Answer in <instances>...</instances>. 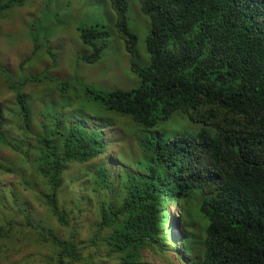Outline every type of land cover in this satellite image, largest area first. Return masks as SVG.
<instances>
[{
  "label": "trees",
  "instance_id": "obj_1",
  "mask_svg": "<svg viewBox=\"0 0 264 264\" xmlns=\"http://www.w3.org/2000/svg\"><path fill=\"white\" fill-rule=\"evenodd\" d=\"M23 1L0 0V17ZM130 1H102L117 55L111 31L95 25L77 28L86 51L70 56L65 78L52 67L0 66L10 92L0 100V147L13 154L0 158V173L16 177L0 187V257L29 247L16 264H174L177 201L200 264H264V0H133L147 19L141 35L128 24ZM46 40L35 39L24 62L34 55L56 67ZM122 54L121 71L137 84L84 83L85 71L111 76ZM113 116L132 121L137 150L117 168L98 125Z\"/></svg>",
  "mask_w": 264,
  "mask_h": 264
},
{
  "label": "rangeland",
  "instance_id": "obj_2",
  "mask_svg": "<svg viewBox=\"0 0 264 264\" xmlns=\"http://www.w3.org/2000/svg\"><path fill=\"white\" fill-rule=\"evenodd\" d=\"M51 1L53 5L49 8V3ZM102 1L103 0H24L22 4L13 6L14 9L12 8L13 10L8 12L9 14L6 17H0V66H5L12 72H16L20 66L22 70L24 69L31 73H38L43 67H52V74H65L61 77H67V74L72 70L70 68L72 63L70 58H72L77 52L83 53L86 51L78 40L77 28H86L95 25L104 27L111 31L109 43L113 44L118 40L114 34L115 17L110 9H107V7L102 5ZM131 9V15L128 13L129 27H132L131 29L136 35H141L144 30L142 24L145 23V19L140 15L137 6L134 7L132 5ZM48 21L50 23H48ZM45 31H47V40L42 35ZM35 39L41 44V46L43 41L46 40V45L53 49L57 54L59 62L56 63V67L53 66V62L49 59L46 60V58L43 59L41 64L34 63V55L32 56V59L24 62V60L31 54L33 48L32 44L34 45L33 41ZM109 51L115 55L118 54L117 47L114 44ZM118 59L119 63L121 62V65L112 69L110 72V75L112 73L111 76L100 73L97 78L98 83L109 88H117L132 84L131 81L128 83L125 79V77L127 78L125 71H121L122 69L125 70V68L128 69L126 64L128 59H126V56L123 54L120 55ZM22 62H24L23 65H19ZM83 74L84 76L82 78L86 81L84 83L97 89L95 85L87 83V81L95 80L92 77V74L90 72L86 73V71ZM56 93H59V91L56 90L55 94ZM9 96L10 92H8L3 81H0V100ZM93 116L94 114H91V117ZM110 119H112V124L108 127L105 128L100 123L98 125L110 135L112 143L109 150L110 152H114V155L112 153L110 154V158L115 167L116 165L118 167L122 165L119 163V158L129 161L137 154L136 147L131 141L133 136L130 133V129L132 128L133 123L127 117L113 116ZM86 122L90 126L97 125L93 121L87 120ZM186 125L187 124H185V126ZM12 155L13 154L9 150L0 147V158L13 161ZM85 167L90 169L92 168V164L85 165ZM14 181H16L14 173H0V187H6ZM23 193L26 194L24 197L26 198V205L29 207L27 211L30 212L34 221L39 220L38 213H42L43 210L35 201L33 202L31 197L32 193L26 190ZM30 207L32 209H30ZM177 208L181 209V204L178 207L176 205H170L169 207V209H172L171 211L174 212L177 211ZM91 210L92 207L90 212H92ZM174 217H177L178 220L176 219L177 221H175L173 219ZM184 218L183 214L182 219L184 220ZM171 221L173 222V225L174 223L177 225L180 224L178 213L174 214ZM181 223L182 225L184 224L183 222ZM28 250L29 247L21 249L17 248L13 251L10 257L5 258L1 256L0 264H16L17 262L25 261L26 252H28ZM92 252L95 253V251ZM170 256L174 259L173 253H171ZM152 261L154 264H164L160 262L156 256H152Z\"/></svg>",
  "mask_w": 264,
  "mask_h": 264
},
{
  "label": "clouds",
  "instance_id": "obj_3",
  "mask_svg": "<svg viewBox=\"0 0 264 264\" xmlns=\"http://www.w3.org/2000/svg\"><path fill=\"white\" fill-rule=\"evenodd\" d=\"M131 5H134V2L133 0L130 1V4H129V9H130V12H132V9H131ZM135 7V6H134ZM140 13V12H139ZM131 15V13H130ZM144 19H145V23H147V19L145 18V16H143L142 14H140ZM143 23V24H145ZM142 24V23H141ZM142 24V26H143ZM92 74V77L95 79V80H92L96 85H98V82H97V78H98V75L99 73H97L96 71L94 73H91ZM125 79L128 81V83L131 81L132 85L134 84H137V81H136V78L135 76H131L130 74L127 76V78L125 77ZM87 82H90V81H87ZM129 86V87H130ZM187 126V125H186ZM185 125H183L182 127H171L172 130H178L180 128H184ZM182 206L181 209L177 208V211L174 212V211H171L172 209H169L170 210V218H169V222L171 224V227H170V232L173 236V243L170 247H168L169 249H174L175 245H176V248L175 250L179 251L180 252V256L181 258H186L187 257V260L188 262H190V264H200V252L202 250V246H198L197 243L200 242L198 241L197 243H193L191 244L190 241L187 239V236L185 234V229H184V225H182L181 222H185V218H186V215H185V211H184V206L182 205V202L178 203L177 201L174 203V205H176L177 207L178 206ZM175 213H178L179 215V225H177L176 223H174L173 225V222L171 221L172 217L174 216ZM184 214V220L182 219V215ZM175 221L178 220L177 217H174L173 218ZM177 219V220H176ZM185 246H190L191 247V250L190 251H187L185 250ZM171 253L174 254V259L171 255ZM169 256L173 259V263L174 264H187V261L184 260V259H181L180 257H177L176 256V253H174L173 251H169ZM190 254V255H189ZM158 260L164 264H166L165 262H163L162 260H160L158 258Z\"/></svg>",
  "mask_w": 264,
  "mask_h": 264
}]
</instances>
